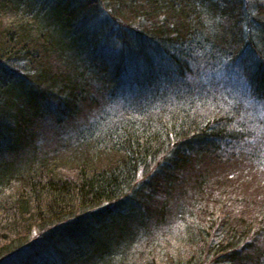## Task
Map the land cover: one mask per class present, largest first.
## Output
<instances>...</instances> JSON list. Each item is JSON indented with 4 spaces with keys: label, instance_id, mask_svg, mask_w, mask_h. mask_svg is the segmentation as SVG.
<instances>
[{
    "label": "trees",
    "instance_id": "trees-1",
    "mask_svg": "<svg viewBox=\"0 0 264 264\" xmlns=\"http://www.w3.org/2000/svg\"><path fill=\"white\" fill-rule=\"evenodd\" d=\"M0 264H264V0H0Z\"/></svg>",
    "mask_w": 264,
    "mask_h": 264
},
{
    "label": "rangeland",
    "instance_id": "rangeland-1",
    "mask_svg": "<svg viewBox=\"0 0 264 264\" xmlns=\"http://www.w3.org/2000/svg\"><path fill=\"white\" fill-rule=\"evenodd\" d=\"M231 72L230 70L227 71L226 73ZM226 76H229L226 74ZM239 75L233 74L231 77L233 79V82L238 83V77ZM88 116L90 115V111H84ZM93 113V112H91ZM79 118H75L73 120H70L66 122L65 124L62 125V127H55L52 125L47 124L46 119H41L35 122V133L33 137V143L38 144V145H43L48 147L49 140H52L55 138L57 135L64 134V133H69L71 129L74 128V126L77 124ZM33 135V134H32Z\"/></svg>",
    "mask_w": 264,
    "mask_h": 264
}]
</instances>
